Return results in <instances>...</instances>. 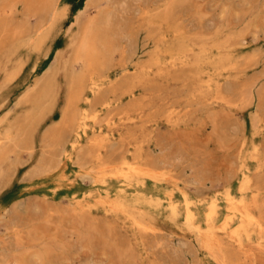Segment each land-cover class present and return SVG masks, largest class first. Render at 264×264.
<instances>
[{
	"label": "rangeland",
	"instance_id": "obj_1",
	"mask_svg": "<svg viewBox=\"0 0 264 264\" xmlns=\"http://www.w3.org/2000/svg\"><path fill=\"white\" fill-rule=\"evenodd\" d=\"M88 26L108 44L87 80L72 84L86 68L63 63ZM83 114L89 133L69 161ZM6 130L0 264H264V233L239 248L233 227L219 229L240 217L229 198L264 227V0H0ZM125 157L166 179L137 184L125 200L155 230L107 212L122 198L111 178ZM185 188L203 225L220 211L211 248L183 225Z\"/></svg>",
	"mask_w": 264,
	"mask_h": 264
},
{
	"label": "bare ground",
	"instance_id": "obj_2",
	"mask_svg": "<svg viewBox=\"0 0 264 264\" xmlns=\"http://www.w3.org/2000/svg\"><path fill=\"white\" fill-rule=\"evenodd\" d=\"M60 14H61V11H60V8H58V3L56 1L54 7H52L51 9L50 15L53 16L54 18V17H58ZM95 26L96 25H94V27ZM100 31L97 29H94L91 26H88V28L85 29L84 34H82V37L79 40L80 41L79 51L77 55L74 56L72 62H70L69 60L68 61L66 60L63 63L62 68L68 69L70 67L73 70V72L76 69L78 64H84V68H86V70L84 71L86 73L84 74L77 75L76 73H72V77H71L72 84L78 83V81H80L83 78L87 80V76L90 73L91 68H93L96 65V63H94L96 62L95 61L96 58L101 54L100 49L103 47H107L108 43L105 41L106 38L104 37L103 34H101ZM28 48H29V44H28ZM238 62L239 61L237 57H234L232 66L230 65L231 70L233 69L236 70L239 67ZM222 77H223V68H220V71H218V74L216 76L217 85L221 83L220 80L222 79ZM94 86H95V82L92 79L89 85V88L91 91H95ZM86 119H87L86 114H83V117H81L79 121L76 122L75 129H74V135L72 136L71 141H70L71 142V145H70L71 154L68 156L69 161L73 159L72 156L74 155L75 151L79 147L82 137L88 135L89 133ZM9 133L10 131L6 130V133L0 135V148L6 142L12 140L10 138ZM120 162L121 163L116 168V172L113 174L111 181L115 182L114 187L117 188V193L122 198L121 200H119V202L110 203L107 206V212L108 213L119 212L126 219H128V221L133 222L137 227L141 226L143 227L142 229L146 231L155 230L156 228L153 227L154 225L153 226L151 224L145 225L140 222H137L138 220L137 217L142 212L137 211L136 206L129 205L127 201L125 200L129 198L131 194V190L134 187L137 188V184H140L141 186H145L147 181H150V182L152 181V183L155 185H156V182L157 184L158 183L163 184L166 182V179H164V177L161 176L160 174H157V172L151 171L148 168L147 169L144 168L141 165V163L130 161L128 157L123 158V160H121ZM62 170L63 172L66 171V166H63ZM84 175L86 176V178H88L91 181V183L93 184L97 183L91 177L90 173H86ZM241 182H242V189L246 190L247 187L249 188L250 183H251L250 176H247V175L243 176L241 179ZM105 189L106 191L109 190L108 187ZM182 196L184 200L186 201L185 217L183 220L184 227H186L187 230L191 234H193L197 239L201 240L202 242H205L207 246L211 248L217 242L218 239H217V234H216V227L210 224V222L215 218V216L218 213H220V211H217V209H215L213 211L207 212V215L205 214L206 220H204L206 225H203L202 222L200 221V218L197 216V210L195 209V206L192 205V202L190 200V195H189L187 188L183 189ZM229 200L231 201V206L229 207H231L232 210L234 209L240 210V217L239 219L237 218L238 222L236 220V217L235 218H233L232 216L227 217L226 219H224L225 220L224 227H220L219 229L228 231L229 228L233 227V230L231 231V234H230L232 238V242L234 245L237 244L239 248H242L243 243L245 241L252 242L256 234L261 235L262 233H264V227L259 220H256V217L253 214V210H251L250 207L246 206L243 200H240L238 202H234L235 200L234 198H229ZM158 206H159L158 202L157 203L150 202V207H153V209L156 211L158 209ZM178 206L179 205L177 204V202H173L172 200L170 201L168 208H167V212L169 213V216H171L172 218L171 220L174 222H177V219H179V216H180ZM81 208L84 210L85 207L81 206ZM142 215H144V213H142ZM251 227L253 228L251 229ZM242 232L245 234L244 236L242 235ZM259 238L261 240V236H259ZM259 244H260V249H261L260 252H261L264 249V246L261 244V242H259Z\"/></svg>",
	"mask_w": 264,
	"mask_h": 264
}]
</instances>
